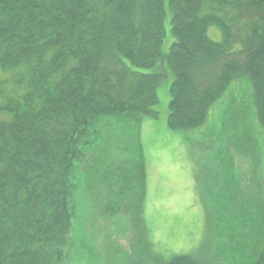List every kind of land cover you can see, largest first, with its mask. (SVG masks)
I'll return each mask as SVG.
<instances>
[{
	"label": "trees",
	"instance_id": "trees-1",
	"mask_svg": "<svg viewBox=\"0 0 264 264\" xmlns=\"http://www.w3.org/2000/svg\"><path fill=\"white\" fill-rule=\"evenodd\" d=\"M168 74V128L204 125L241 78L264 136V0H0V264L70 263L81 163L128 151Z\"/></svg>",
	"mask_w": 264,
	"mask_h": 264
},
{
	"label": "rangeland",
	"instance_id": "rangeland-1",
	"mask_svg": "<svg viewBox=\"0 0 264 264\" xmlns=\"http://www.w3.org/2000/svg\"><path fill=\"white\" fill-rule=\"evenodd\" d=\"M164 32L166 53L173 42L169 17ZM171 81L168 74L159 83L157 117L140 120L127 152L107 143L81 163L69 264H165L175 255L253 264L262 252L264 136L253 115L250 83L235 80L205 124L183 132L167 126ZM127 127L133 134L136 125ZM238 234L242 251L231 241Z\"/></svg>",
	"mask_w": 264,
	"mask_h": 264
},
{
	"label": "flooded vegetation",
	"instance_id": "flooded-vegetation-1",
	"mask_svg": "<svg viewBox=\"0 0 264 264\" xmlns=\"http://www.w3.org/2000/svg\"><path fill=\"white\" fill-rule=\"evenodd\" d=\"M129 258L131 259V258H132V256H129Z\"/></svg>",
	"mask_w": 264,
	"mask_h": 264
},
{
	"label": "crops",
	"instance_id": "crops-1",
	"mask_svg": "<svg viewBox=\"0 0 264 264\" xmlns=\"http://www.w3.org/2000/svg\"><path fill=\"white\" fill-rule=\"evenodd\" d=\"M146 161H147V157H146Z\"/></svg>",
	"mask_w": 264,
	"mask_h": 264
},
{
	"label": "bare ground",
	"instance_id": "bare-ground-1",
	"mask_svg": "<svg viewBox=\"0 0 264 264\" xmlns=\"http://www.w3.org/2000/svg\"><path fill=\"white\" fill-rule=\"evenodd\" d=\"M236 173V172H235ZM239 179V178H238Z\"/></svg>",
	"mask_w": 264,
	"mask_h": 264
}]
</instances>
